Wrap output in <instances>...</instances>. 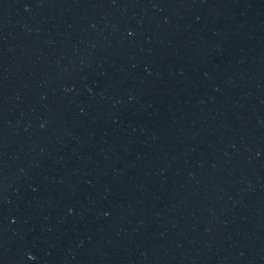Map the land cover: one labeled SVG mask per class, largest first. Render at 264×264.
<instances>
[{"label": "water", "instance_id": "obj_1", "mask_svg": "<svg viewBox=\"0 0 264 264\" xmlns=\"http://www.w3.org/2000/svg\"><path fill=\"white\" fill-rule=\"evenodd\" d=\"M0 264H264V0H0Z\"/></svg>", "mask_w": 264, "mask_h": 264}]
</instances>
